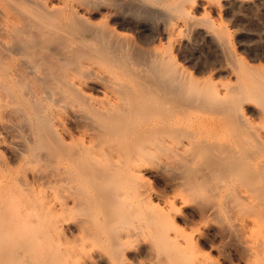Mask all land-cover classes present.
Listing matches in <instances>:
<instances>
[{"label": "bare ground", "instance_id": "1", "mask_svg": "<svg viewBox=\"0 0 264 264\" xmlns=\"http://www.w3.org/2000/svg\"><path fill=\"white\" fill-rule=\"evenodd\" d=\"M263 8L0 0V264H264Z\"/></svg>", "mask_w": 264, "mask_h": 264}, {"label": "rangeland", "instance_id": "2", "mask_svg": "<svg viewBox=\"0 0 264 264\" xmlns=\"http://www.w3.org/2000/svg\"><path fill=\"white\" fill-rule=\"evenodd\" d=\"M170 1V0H169ZM202 6V7H201ZM200 7H199V9L197 10V13L195 14L194 13V15L196 16V17H198V19H199V17L200 18H203V17H214V20L216 21V22H220L221 21V17L219 16V14H217L216 12V14L218 15H216L213 11H211V10H209V9H206L205 8V5H201ZM203 8V9H202ZM213 12V13H212ZM205 13H207V15L205 14ZM211 15H209V14ZM204 14V15H203ZM253 14V13H252ZM251 14V12L248 14V16L246 17V18H242V17H240L241 19V22L242 23H244V24H247V26L248 27H250V28H253V30H252V32L254 33V35H252L251 37V39H257V38H259L258 36H257V34H259V33H261L263 30H264V8H263V16H254V14L252 15ZM209 15V16H208ZM213 15V16H212ZM219 17V18H218ZM255 17V18H254ZM220 20H218V19ZM254 18V19H253ZM260 18V19H259ZM263 19V20H262ZM218 20V21H217ZM182 21V20H181ZM252 25V26H251ZM254 27H255V29H254ZM263 29H262V28ZM257 28H259V29H257ZM260 30H261V32H260ZM253 36H254V38H253ZM256 36V37H255ZM199 46V45H198ZM200 47V46H199ZM198 47V49H200ZM216 242H218V241H216ZM207 245V244H206ZM210 245V243L208 244V246H206L205 247V249H206V251L207 252H209V250L211 249V246H209ZM212 245V244H211ZM213 254H214V256L216 255L217 256V253H216V251H213ZM215 256V257H216ZM218 257V256H217ZM216 257V258H217Z\"/></svg>", "mask_w": 264, "mask_h": 264}]
</instances>
